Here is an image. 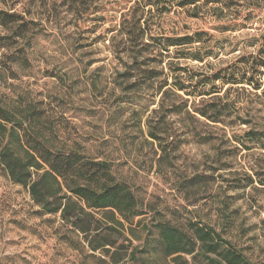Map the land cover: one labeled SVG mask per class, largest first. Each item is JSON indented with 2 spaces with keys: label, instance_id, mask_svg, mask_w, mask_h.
<instances>
[{
  "label": "rangeland",
  "instance_id": "1",
  "mask_svg": "<svg viewBox=\"0 0 264 264\" xmlns=\"http://www.w3.org/2000/svg\"><path fill=\"white\" fill-rule=\"evenodd\" d=\"M0 8L34 23L15 43L0 25V103L17 117L34 109L47 137L109 162L141 201L132 223L87 218L118 264H174L159 244L164 221L226 229L264 264V0H0ZM87 235L46 213L0 164V264H109ZM192 256L189 264H205Z\"/></svg>",
  "mask_w": 264,
  "mask_h": 264
},
{
  "label": "trees",
  "instance_id": "2",
  "mask_svg": "<svg viewBox=\"0 0 264 264\" xmlns=\"http://www.w3.org/2000/svg\"><path fill=\"white\" fill-rule=\"evenodd\" d=\"M24 19L12 9L0 8V25L13 30L4 38L15 43L16 37L24 38L33 30V21ZM127 32L132 41H139L136 30ZM193 39L183 37L177 41L188 43ZM34 112V109L27 114L20 112L17 117V112L0 103V164L12 181L28 188L34 202L46 213L60 212L66 223L88 234L91 250L103 248L109 256L108 263L118 264L120 259L115 258L116 253L110 254L108 247L113 244L108 239L100 241L96 233L93 235L95 229L91 228L87 218L94 211L104 212L112 219L119 214L132 223L144 214L140 199L126 182L117 180L109 162L94 159L76 148L59 145L47 137L36 126L38 122H35L40 119ZM145 227L148 234L150 228L147 224ZM157 227L162 254L165 258L172 256L174 264H189L188 257L192 254L205 264H254L224 235L226 229L219 231L200 222L184 226L170 221L159 222ZM148 244L146 241L140 250L139 247L135 250L147 251Z\"/></svg>",
  "mask_w": 264,
  "mask_h": 264
}]
</instances>
